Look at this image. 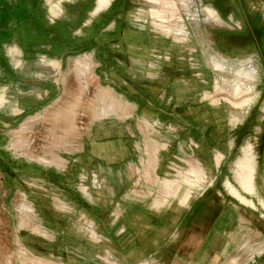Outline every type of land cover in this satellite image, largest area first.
<instances>
[{
    "label": "rangeland",
    "instance_id": "1",
    "mask_svg": "<svg viewBox=\"0 0 264 264\" xmlns=\"http://www.w3.org/2000/svg\"><path fill=\"white\" fill-rule=\"evenodd\" d=\"M17 1L24 12L0 31L3 74L42 69L53 86L36 110L38 88L10 83L8 101L27 111L5 97L0 107V264H264V0H112L97 13L96 0ZM20 50L61 67L46 54L22 65ZM57 110L60 150L44 137L60 133ZM92 128L101 137L88 140ZM46 152L65 167L33 158ZM82 170L100 180L89 199ZM134 187L143 197L113 224V201Z\"/></svg>",
    "mask_w": 264,
    "mask_h": 264
},
{
    "label": "crops",
    "instance_id": "2",
    "mask_svg": "<svg viewBox=\"0 0 264 264\" xmlns=\"http://www.w3.org/2000/svg\"><path fill=\"white\" fill-rule=\"evenodd\" d=\"M48 1H50V0H48ZM111 1L112 0H96L95 2H96V5H95V7H94V9L96 10V13L99 11L100 12V10H102V9H105L106 7H108L109 6V4L111 3ZM210 1H214V2H216V0H210ZM54 8V7H53ZM52 8V11L54 12V13H56L55 11H56V9L54 8L53 9ZM211 8V7H210ZM211 9H213V8H211ZM214 10V9H213ZM215 11V10H214ZM22 12H24V11H22V10H20V9H17V8H14L13 7V9H9L8 11H6V12H4L3 11V16H5V15H9V16H11L10 18H8V25L7 26H1V27H3V31L2 32H6V33H10L11 32V30H12V28H13V26L14 25H16V23H17V20H14L13 18H12V16L13 15H15V16H17L18 17V15L17 14H22ZM25 14V13H24ZM9 22H10V24H9ZM23 22V19L21 20V21H18V23L20 24V23H22ZM47 55L46 56V58L48 59V60H50V61H48V63L51 65V66H56L55 68L56 69H60V67H61V64L59 63V57L57 58L56 56H55V54H53V53H43V54H41L40 56L42 57L43 56V58H44V55ZM40 56H39V58H40ZM28 57V56H27ZM27 57H26V60H27ZM50 57V58H49ZM38 58V59H39ZM41 60V59H40ZM28 61V60H27ZM55 64V65H54ZM43 64H41V66H42ZM26 66V65H25ZM24 66V67H25ZM37 67H40V66H37ZM42 68V67H41ZM72 68V67H71ZM27 71H29V72H27L26 73V76L24 77V79H25V87H26V89L28 90V91H30V90H33V89H35V87H37L38 88V93L40 94L39 96L37 95V94H35V95H33L34 96V98H33V96H30V97H28V98H31V99H34V101L32 102V104H31V106H30V108H34V109H36V110H38V109H41V108H44L43 106L45 105V99H44V97L47 95V92H51V86H53L51 83H50V81L47 79V78H45V72H46V70H37V69H29V70H27ZM54 71V70H53ZM20 73L22 74V72L20 71ZM91 73V72H90ZM34 77H36V78H34ZM27 78V79H26ZM38 79V80H37ZM17 80V79H16ZM12 81V80H11ZM12 82H14V81H12ZM18 82V81H17ZM16 83V82H15ZM32 88V89H31ZM34 91H36V90H34ZM47 91V92H46ZM45 93V94H44ZM41 95L43 96L42 98V100H40V98H41ZM2 97V98H1ZM78 97V93H77V96H76V98ZM15 99H16V101H15V103L14 102H9V104H12L13 103V105L14 106H16V108H18L17 110H18V112L19 111H23L24 110V112L23 113H25L26 111H27V108H25V107H23V106H21L20 105V100H21V98L20 97H14ZM25 98V97H24ZM27 98V97H26ZM3 101V96H2V94H0V107H1V102ZM35 102V103H34ZM121 107L123 108V106L121 105ZM16 110V111H17ZM120 110H121V108L119 109V112H120ZM123 112V111H122ZM59 111L57 110V112H55V117L56 118H53L52 119V122L54 123V125H52V128H54L55 130L57 129L58 130V132H60L59 134H54V133H51V136H49V134L50 133H46V135H44V137L46 138H52L53 140L55 139L56 140V142H57V145H52V147L54 148V149H57V150H60V143L62 142V140H61V138H63L65 135L63 134L64 133V131H63V125H59V123H58V117H59ZM59 120H60V122H62V119L59 117ZM75 122H77L78 124L76 125V128L78 129V127H80L79 126V121L77 120L76 121V119H75ZM28 128V131L27 132H29V134L32 132V130H30V127L28 126L27 127ZM100 128H92L91 129V131H90V134H88L87 136V139L88 140H90L89 138L90 137H101V133H102V131H100L99 130ZM95 143H96V141H95ZM61 144H63L64 145V142H62ZM63 147H65V146H63ZM31 155V154H30ZM54 155V156H53ZM33 158L36 160H40V161H42V162H44V163H47V162H51V163H53L54 164V166H58L59 168L60 167H65V159L64 158H62V157H60L59 155H57V154H54V153H52V152H50L49 153V155H48V152H46V153H42V156H37V155H33ZM24 204V205H23ZM23 205V206H22ZM19 206H21V208H23L24 207V209L26 210V211H28L29 213H30V215L31 216H33V208L31 207V205H28L27 203H22V202H20L19 203ZM192 207H194V204L192 205ZM20 208V209H21ZM22 210V209H21ZM33 217H31L30 218V221L32 222V224H30V229L32 230V227H34V226H37L38 228H40L42 231H44L42 228H41V226H39V225H37V224H35L33 221ZM223 221L221 222V223H223L224 222V219H222ZM20 221H21V219H20ZM221 221V220H220ZM216 222V221H215ZM214 222V223H215ZM186 225H188L187 223H186ZM185 226V225H184ZM190 226H192V224L190 223L188 226H186V227H190ZM214 226H216V224H214ZM213 226V228H211V229H208V233L206 234V236L205 237H203V239H201L200 241H202V243H201V245H200V247H198L199 249L198 250H200V251H202L201 253H200V255H201V257H205L206 255L208 256V254H212V252L214 251V250H211L212 249V243L214 242V241H216V239L218 238L217 237V234H215V230H217L216 229V227H214ZM33 231V230H32ZM45 232V231H44ZM46 233V232H45ZM215 252H216V250H215ZM204 254H206V255H204ZM194 257H196V255L194 256ZM192 259H193V257H192Z\"/></svg>",
    "mask_w": 264,
    "mask_h": 264
},
{
    "label": "built area",
    "instance_id": "3",
    "mask_svg": "<svg viewBox=\"0 0 264 264\" xmlns=\"http://www.w3.org/2000/svg\"><path fill=\"white\" fill-rule=\"evenodd\" d=\"M53 7L56 9L55 11L56 13L52 11ZM58 11H59L58 5L57 6L55 4L49 5L48 12L46 15V18L48 19L49 23L54 24L56 22L57 17H58V13H57ZM78 180H79L78 187H79L80 193L81 195L84 196L85 199L90 198L89 193L92 188L97 189V187H100V180H98V175L94 171H91L90 173H88L82 170L79 173ZM142 197H143L142 194L138 193L136 191V188L134 187V188L128 189L127 192L123 193V195L119 198V200H116L115 202L113 201V208H112L113 211L111 212L113 224L117 225V223L121 220L123 214L126 212V209L124 208L125 201L127 200L136 201ZM84 225H85V230L90 231L92 236H94L95 238L98 237L94 229L96 227L94 220H92L88 216H85ZM124 230L125 228L122 227L119 229V232L123 233Z\"/></svg>",
    "mask_w": 264,
    "mask_h": 264
},
{
    "label": "flooded vegetation",
    "instance_id": "4",
    "mask_svg": "<svg viewBox=\"0 0 264 264\" xmlns=\"http://www.w3.org/2000/svg\"><path fill=\"white\" fill-rule=\"evenodd\" d=\"M16 2H18L17 0H0V19H2V17H4L3 16V11L4 12H6V10L8 11L9 9H12V8H9V7H11L12 6V4L13 3H16ZM9 21V20H8ZM2 23V22H1ZM9 24H10V22H9ZM3 26L5 25V26H7L8 25V22H7V24H2ZM1 24H0V27L2 26ZM0 31H3V28L1 27L0 28ZM33 46H36L35 44H33ZM32 50H33V48H32ZM5 52H6V50H5ZM23 51H21L20 50V53H18V54H16V56H17V58H18V60H19V63L20 64H22V63H27V62H29V60H33L34 58L33 57H31V58H29V60L27 61L25 58L30 54V53H28L27 51H26V53L24 52V53H22ZM3 56H4V64H6V67H9V68H12V69H14V68H18V64H16V63H14L13 62V58H11V56L9 55V54H3ZM34 56H37L36 58H37V60H38V57H39V55L37 54V52L34 54ZM35 58V59H36ZM23 65V64H22ZM4 69H6L5 68V66L1 63V61H0V94H2V96H3V98L5 97V98H7V100L5 101V103H9V95L7 94V91H8V88H7V85H10V83H15V84H12V85H10V86H14V85H17V87H19L20 89H26V87H25V83H24V79H22V81L21 82H17L16 81V79H18L16 76H18V75H16L15 73H16V71H15V69L12 71V74H9L8 73V76H4V74H3V70ZM19 71V70H18ZM17 71V72H18ZM18 73H20V72H18ZM9 80L11 81H14V82H9ZM14 98V97H13ZM2 103V102H1ZM8 105V104H7ZM2 106V105H1ZM23 112H24V110L23 111H19V112H15V114L14 115H21V114H23Z\"/></svg>",
    "mask_w": 264,
    "mask_h": 264
},
{
    "label": "trees",
    "instance_id": "5",
    "mask_svg": "<svg viewBox=\"0 0 264 264\" xmlns=\"http://www.w3.org/2000/svg\"><path fill=\"white\" fill-rule=\"evenodd\" d=\"M111 5H114V7H116L117 6L116 0H114L113 3H111ZM203 204L202 203L201 204L200 203L198 204L196 202V204H194V209L190 212V215L186 214V221H184V222H186L188 225L190 223H192V219L195 218V216L197 215V212H199V211L202 212V210H203ZM215 224H216V222H215ZM215 227H219V224L218 225L216 224Z\"/></svg>",
    "mask_w": 264,
    "mask_h": 264
},
{
    "label": "bare ground",
    "instance_id": "6",
    "mask_svg": "<svg viewBox=\"0 0 264 264\" xmlns=\"http://www.w3.org/2000/svg\"><path fill=\"white\" fill-rule=\"evenodd\" d=\"M39 161V160H38Z\"/></svg>",
    "mask_w": 264,
    "mask_h": 264
}]
</instances>
